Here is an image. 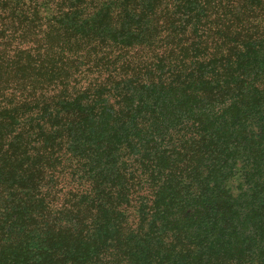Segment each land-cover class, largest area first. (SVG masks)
I'll return each mask as SVG.
<instances>
[{"label": "trees", "instance_id": "obj_1", "mask_svg": "<svg viewBox=\"0 0 264 264\" xmlns=\"http://www.w3.org/2000/svg\"><path fill=\"white\" fill-rule=\"evenodd\" d=\"M0 264H264V0H0Z\"/></svg>", "mask_w": 264, "mask_h": 264}]
</instances>
